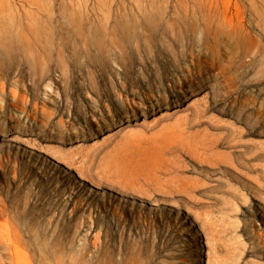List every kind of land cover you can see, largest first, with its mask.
<instances>
[{"label":"rangeland","instance_id":"374dc122","mask_svg":"<svg viewBox=\"0 0 264 264\" xmlns=\"http://www.w3.org/2000/svg\"><path fill=\"white\" fill-rule=\"evenodd\" d=\"M0 135V264H264V0H0Z\"/></svg>","mask_w":264,"mask_h":264},{"label":"bare ground","instance_id":"6f19581e","mask_svg":"<svg viewBox=\"0 0 264 264\" xmlns=\"http://www.w3.org/2000/svg\"><path fill=\"white\" fill-rule=\"evenodd\" d=\"M185 99V98H184ZM177 101L175 102V104H173V103H171L170 105H172V106H174V107H176V108H178L179 106H181L182 105V99L180 98V97H178L177 99H176ZM131 107L133 108V113H132V116H129V115H127V116H125L124 118H126V121H129V118H131L132 120H135V119H137V117L138 116H141V115H144V114H146V113H148L149 112V107H147V106H144V109H138L137 107L138 106H136V104H135V101L133 100V106L131 105ZM162 106L161 105H157V106H151V108H152V110L154 109V110H157V109H159V108H161ZM195 111H196V109H194ZM118 111H119V109H118ZM199 112V111H198ZM194 115H196L197 117H200L201 115L200 114H198L197 113V111H196V114H195V112H194ZM204 115V114H203ZM205 115H206V113H205ZM187 116H189V114L187 115ZM186 116V117H187ZM209 117H210V115H208ZM207 116V117H208ZM206 116H204V117H200V120H199V122L201 121V118H202V121L204 122V120H203V118H205ZM208 117V118H209ZM212 117V116H211ZM121 118V117H120ZM181 118V117H180ZM208 118H207V120H208ZM185 119V118H184ZM213 119H214V117H213ZM185 120H189V118H187V119H185ZM193 120V119H192ZM213 121L212 119H209V121ZM215 120V119H214ZM190 121H191V119H190ZM196 121H197V119H196ZM192 122H194V121H192ZM206 122V121H205ZM208 123V122H207ZM229 130V129H228ZM228 133V132H227ZM205 134V133H204ZM228 134H230V132L228 133ZM194 136V135H193ZM229 136H231V134L229 135ZM3 138L4 136L3 135H0V138ZM202 137V136H201ZM207 137H208V135H207ZM219 137V136H218ZM226 137H227V135H226ZM187 138V137H186ZM222 138V137H221ZM231 138V137H230ZM202 139V138H201ZM211 139V138H210ZM229 139V138H228ZM208 141H209V138L207 139ZM216 140H218V139H216ZM221 140V139H220ZM219 141V140H218ZM211 142H212V140H211ZM217 142V141H216ZM201 144V143H200ZM204 144V143H203ZM229 144V143H228ZM232 144V143H231ZM194 145V144H193ZM196 145V144H195ZM202 145V144H201ZM209 145V144H208ZM185 146V145H184ZM189 146V145H188ZM198 147V146H197ZM208 148V147H207ZM209 148H212V145H211V147H209ZM186 149V148H185ZM201 149H202V147H201ZM167 150V149H166ZM212 150V149H211ZM186 153V152H185ZM90 184L92 185V186H95V187H99V182L98 181H96V180H90ZM4 210L1 208L0 209V212H3ZM12 225V224H11ZM2 229H1V231H2V233H0V239H6V241H7V243H6V245H8V247H11L10 246V243L8 242V240L9 239H13V238H20V233H19V231L17 230V228L15 227V226H6V224H3L2 226ZM14 248H16V246H14ZM14 252H15V250H13ZM130 263V262H129ZM56 264H61L59 261H57L56 262ZM102 264H110L108 261H106V262H104V263H102ZM125 264H128L127 262H125ZM134 264H135V262H134Z\"/></svg>","mask_w":264,"mask_h":264}]
</instances>
